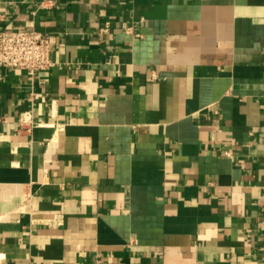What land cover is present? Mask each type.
<instances>
[{"label":"crops","instance_id":"1","mask_svg":"<svg viewBox=\"0 0 264 264\" xmlns=\"http://www.w3.org/2000/svg\"><path fill=\"white\" fill-rule=\"evenodd\" d=\"M38 1L0 0L54 61L0 68V264H264V0Z\"/></svg>","mask_w":264,"mask_h":264},{"label":"built area","instance_id":"2","mask_svg":"<svg viewBox=\"0 0 264 264\" xmlns=\"http://www.w3.org/2000/svg\"><path fill=\"white\" fill-rule=\"evenodd\" d=\"M54 5L55 0L38 1L39 9H50ZM109 29L110 23L107 22L102 30L106 32ZM126 32L133 34L131 27H127ZM51 52L50 34L38 29L33 22L23 30L0 29V68L23 69L33 77L54 65ZM32 119L33 114L30 110L20 114L23 125L32 122Z\"/></svg>","mask_w":264,"mask_h":264}]
</instances>
